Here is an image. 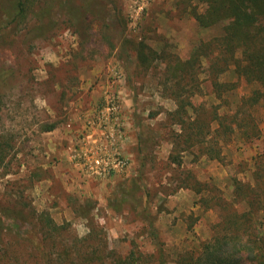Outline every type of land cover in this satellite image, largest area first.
<instances>
[{
  "label": "rangeland",
  "instance_id": "rangeland-1",
  "mask_svg": "<svg viewBox=\"0 0 264 264\" xmlns=\"http://www.w3.org/2000/svg\"><path fill=\"white\" fill-rule=\"evenodd\" d=\"M58 1L63 12L55 5L43 25L30 12L0 31V142L7 144L0 154V203L47 213L58 226L67 224L69 236H87L92 248L116 252L119 264H174L178 253L211 236L216 213L200 205V195L219 192L230 201L232 179L250 180L264 144H247L234 132L218 136L220 161L199 148L182 152L173 135L179 126L168 115L177 102L160 86L163 65L139 72L131 46L143 40L185 60L201 41L218 36L220 26L198 27L182 0H113L120 17H105L108 27L82 12L84 0ZM71 9L77 13L67 15ZM204 62L191 89L194 105L207 114L218 104L227 111L249 94L240 87L216 100ZM219 79L235 80L230 72ZM247 112L264 135V106ZM92 154L125 165L95 176ZM131 253L133 262L125 259Z\"/></svg>",
  "mask_w": 264,
  "mask_h": 264
},
{
  "label": "trees",
  "instance_id": "trees-1",
  "mask_svg": "<svg viewBox=\"0 0 264 264\" xmlns=\"http://www.w3.org/2000/svg\"><path fill=\"white\" fill-rule=\"evenodd\" d=\"M84 1L82 12L94 20L104 21V27L109 26L105 17L119 20L113 0ZM182 1L198 27L220 26V34L201 41L185 60L164 50L157 52L143 40L132 41L131 46L139 72L156 70V63L163 65L160 86L177 102L176 109L168 114L174 125L179 126V133L173 134L176 144L182 152L199 148L203 155L216 161H220L221 156L218 136L235 132L247 144L254 140H262L264 144V135L247 112L253 106H264V0H195L203 7L201 12L192 4L193 0ZM35 2L40 5L37 9ZM58 2L5 0L1 5L0 31L19 23L30 12L38 13L36 19L41 26ZM64 8V3L58 4L61 12ZM76 11L66 12L70 15ZM123 25L119 31L125 46V22ZM203 61L205 77L211 84L210 94L216 100L223 102L228 93L240 87H249V94L240 95L234 107L229 106L227 111L220 110L224 105L218 104L213 107L216 110L207 114L200 105H194L191 89L198 85V69ZM229 72L235 80L221 82L219 78ZM54 127L52 124L45 126L43 132L52 131ZM6 147L1 141L0 154L3 156ZM263 158L264 151L253 161L249 181L232 179L230 201L223 199L219 192L210 199L200 195V205L216 213L211 236L178 253L174 264H264ZM172 161L179 165L178 159L172 158ZM201 190L197 187V194ZM81 216L88 217L82 212ZM66 228L67 224L58 226L47 213L0 203V264H119L120 256L116 252L106 251L105 247L94 249L86 244L89 237L69 236ZM158 254L162 259L163 250ZM133 257L131 253L125 259L133 262Z\"/></svg>",
  "mask_w": 264,
  "mask_h": 264
},
{
  "label": "built area",
  "instance_id": "built-area-1",
  "mask_svg": "<svg viewBox=\"0 0 264 264\" xmlns=\"http://www.w3.org/2000/svg\"><path fill=\"white\" fill-rule=\"evenodd\" d=\"M110 109L112 111L115 110L113 104L111 105ZM90 160L92 162L90 169L95 176L107 175L112 172V169H119L125 165V161L119 160V157L111 161L110 159L106 158V156H103V154H101V156H93L92 154V158Z\"/></svg>",
  "mask_w": 264,
  "mask_h": 264
}]
</instances>
